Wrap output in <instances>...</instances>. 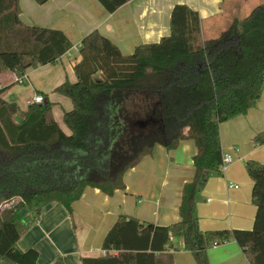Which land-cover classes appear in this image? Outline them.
<instances>
[{"label":"trees","instance_id":"1","mask_svg":"<svg viewBox=\"0 0 264 264\" xmlns=\"http://www.w3.org/2000/svg\"><path fill=\"white\" fill-rule=\"evenodd\" d=\"M98 1L114 12L129 0ZM21 12L20 0H0V73L23 75L72 48L63 31L27 25ZM170 28L169 35L130 54L97 30L82 39L77 80L55 89L73 103L63 117L69 133L55 120L52 102H32L23 110L3 98L8 87L0 89V260L36 264L39 251L22 250L18 241L46 205L61 203L72 214L87 187L113 196L125 189L126 172L156 144L171 150L191 139L197 147L194 176L182 190L180 220L156 225L121 214L103 240L106 254L83 257L82 264H175L171 249L177 237L196 264H211L208 249L231 239L250 264H264V163L245 162L256 206L252 229L201 231L195 211L206 173L222 172L220 124L246 114L260 98L264 4L205 38L199 12L178 3ZM53 264L66 263L58 256Z\"/></svg>","mask_w":264,"mask_h":264},{"label":"crops","instance_id":"2","mask_svg":"<svg viewBox=\"0 0 264 264\" xmlns=\"http://www.w3.org/2000/svg\"><path fill=\"white\" fill-rule=\"evenodd\" d=\"M178 3H185L199 12L205 38L221 31L223 14L227 12L222 8L224 0H129L114 12H108L98 0H48L43 4L20 0L21 19L25 24L63 31L72 48L55 63L29 69L23 75L1 72L0 89L8 87L3 98L16 102L10 100L17 95L13 90L17 89L20 94L22 89L15 83L27 82L33 92L24 106L16 102L21 109L26 110L34 97L41 94L44 102L53 103L55 120L65 132H69L63 117L65 111L73 108V103L55 89L66 80H77L74 65L80 59L76 50H79L82 39L97 30L110 38L122 53L130 54L138 45L158 42L170 34L171 12ZM73 51L78 56L71 60ZM20 78L22 80L18 81ZM263 134L264 86L260 98L246 114L220 124L222 153L231 155L232 162L222 172L205 175L195 199L199 230L252 229L256 206L252 202L253 181L245 162L255 159L264 163V142L255 138L259 135L262 141ZM196 153V144L191 139L182 140L171 150L156 144L151 155L126 172L125 189L108 196L97 188L87 187L80 200L74 202L72 214L61 203L46 205L38 221L18 241V247L22 250L36 248L39 251L36 264H53L58 256L66 264H82L83 257L106 254L102 248L103 240L121 214L156 225L179 221L182 190L185 183L193 179V156ZM137 193L152 200L149 201L151 205H147L152 208L155 204L152 212L144 206L135 208L133 196ZM198 241L204 243L201 234H198ZM171 251L175 264H196L181 237L173 239ZM207 253L211 264H250L234 239L212 246ZM0 264L13 263L1 259Z\"/></svg>","mask_w":264,"mask_h":264},{"label":"rangeland","instance_id":"3","mask_svg":"<svg viewBox=\"0 0 264 264\" xmlns=\"http://www.w3.org/2000/svg\"><path fill=\"white\" fill-rule=\"evenodd\" d=\"M262 3L264 4V0H224V3L222 4V8L224 9V11L227 10V12H225L223 14L224 15V23H223V27H222L221 31L224 30L225 28H227V26H228L227 23L229 21H232V19L234 17L243 18L250 13L252 8H254L255 6L262 4ZM221 31H219V33H216L215 35H209V37L218 36ZM77 56H78V54L76 53V51H73L70 58H71V60H74ZM15 86L19 89H22V92L19 94V92H17L18 91L17 89L13 90V91H15V93L17 95L10 97V100L16 101L19 104H22L24 106V104L26 103V100L29 97H31V94L33 91L30 89L29 84L27 82L25 84H23V82L15 83ZM15 98H17V99H15ZM65 128L69 131V129L67 127H65ZM67 133H69V132H67ZM154 182L158 184V180L155 179ZM139 183H140V180H139ZM133 197H134L133 203L135 205V208H137V206L138 207L144 206V207L149 208L150 212H152L153 209L155 208V204L152 206V208H150V206H147V205H151L149 203V201H152V200L148 199L147 197H144L143 193H137V195H134ZM139 199H141V200L139 201Z\"/></svg>","mask_w":264,"mask_h":264},{"label":"built area","instance_id":"4","mask_svg":"<svg viewBox=\"0 0 264 264\" xmlns=\"http://www.w3.org/2000/svg\"><path fill=\"white\" fill-rule=\"evenodd\" d=\"M80 47H81V44H80ZM80 47H79V49H80ZM71 50V49H70ZM69 50V51H70ZM68 51V52H69ZM77 52H79V50H76ZM19 80H22L21 78L20 79H18V81ZM45 101V99H44V97H43V95H41V94H37L35 97H34V99H33V101L32 102H35V103H43ZM232 162V157H231V155H229V154H225V155H223V157H222V163H221V166H220V169H221V171H224L225 169H226V166L229 164V163H231Z\"/></svg>","mask_w":264,"mask_h":264},{"label":"water","instance_id":"5","mask_svg":"<svg viewBox=\"0 0 264 264\" xmlns=\"http://www.w3.org/2000/svg\"><path fill=\"white\" fill-rule=\"evenodd\" d=\"M43 103L46 104V102H43ZM4 208H5V207H4ZM24 212H25V209L22 210V213H24Z\"/></svg>","mask_w":264,"mask_h":264}]
</instances>
